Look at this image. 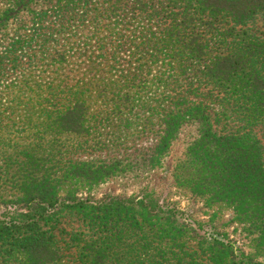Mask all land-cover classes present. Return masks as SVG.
Returning <instances> with one entry per match:
<instances>
[{
	"label": "trees",
	"instance_id": "obj_1",
	"mask_svg": "<svg viewBox=\"0 0 264 264\" xmlns=\"http://www.w3.org/2000/svg\"><path fill=\"white\" fill-rule=\"evenodd\" d=\"M259 16L264 0H0V264H264ZM136 133L152 145L127 161ZM158 169L204 210L144 183L91 195Z\"/></svg>",
	"mask_w": 264,
	"mask_h": 264
},
{
	"label": "rangeland",
	"instance_id": "obj_2",
	"mask_svg": "<svg viewBox=\"0 0 264 264\" xmlns=\"http://www.w3.org/2000/svg\"><path fill=\"white\" fill-rule=\"evenodd\" d=\"M249 26L251 28V32L259 36H264V17L259 16ZM227 109L229 111L235 110L231 103L227 106ZM254 130L260 138L264 149V137L262 133L264 130V126H255ZM106 131L107 130H105L104 132ZM193 133L194 131L192 128H185L180 132L177 140L172 146L171 156L169 157L168 165L174 163L177 159L182 157V153L185 150L187 142L190 140V137L191 135H193ZM149 136L150 134L139 136V133H136L134 137L122 141L120 143L122 146V157H127V161H134L135 159L137 160L141 156L145 155L149 151V147L152 145ZM112 149L113 148H110V150ZM110 150L103 151V156L105 154H110L111 156L118 154L117 151ZM140 183H144L149 187L157 186L159 189L162 188L160 190L161 196H165L166 198L169 197L174 199H180L183 206L187 205V208L193 211L202 212V210H204V208L201 206V203L194 202V200L186 199V197H190L191 194L187 193V191L185 192L177 188L171 178V175L165 174L162 169L150 172H143L140 170L130 171L126 175L110 179L106 182L97 185L93 188L91 195L96 198H99L101 195L106 193L128 195L132 191L137 190ZM231 217V212L227 209H224L222 210L220 217L217 220V224L223 225L224 230L229 233V236L234 239L238 246L246 248L247 246L242 245L243 243H245V241L242 239V234L239 233V231H236V223L230 220Z\"/></svg>",
	"mask_w": 264,
	"mask_h": 264
}]
</instances>
